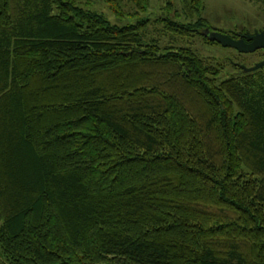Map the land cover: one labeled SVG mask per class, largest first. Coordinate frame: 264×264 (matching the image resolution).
I'll use <instances>...</instances> for the list:
<instances>
[{
  "label": "trees",
  "instance_id": "trees-1",
  "mask_svg": "<svg viewBox=\"0 0 264 264\" xmlns=\"http://www.w3.org/2000/svg\"><path fill=\"white\" fill-rule=\"evenodd\" d=\"M183 3L0 0V264H264V66Z\"/></svg>",
  "mask_w": 264,
  "mask_h": 264
},
{
  "label": "rangeland",
  "instance_id": "rangeland-1",
  "mask_svg": "<svg viewBox=\"0 0 264 264\" xmlns=\"http://www.w3.org/2000/svg\"><path fill=\"white\" fill-rule=\"evenodd\" d=\"M81 1L83 7L103 13L112 22L117 24L134 23L139 19L147 17L156 20L160 17L170 16L172 19L181 20V16L177 17L174 12L178 11L181 13L184 6L183 0H151L150 8L146 12L134 14V6L132 4H127L126 9L131 14L124 17H117L104 0ZM169 1L172 2L174 7L171 12L165 8ZM204 2L205 9L203 16L209 21L213 28L219 31L234 35V33L253 34L256 31L264 29V0H204ZM169 39L170 38L164 36L161 44L163 46L169 44L167 43ZM177 44L191 47L214 65L223 64L225 68L222 70V78L237 71V69L233 67V63L235 62L253 66L256 62L264 59L263 51L257 54L255 52L240 53L234 48L223 47L218 44H207L199 34L192 37H178ZM0 260H3L1 256Z\"/></svg>",
  "mask_w": 264,
  "mask_h": 264
},
{
  "label": "water",
  "instance_id": "water-1",
  "mask_svg": "<svg viewBox=\"0 0 264 264\" xmlns=\"http://www.w3.org/2000/svg\"><path fill=\"white\" fill-rule=\"evenodd\" d=\"M202 33L211 41H215L223 47H230L236 49L240 53H254L257 50L264 49V29L256 31L255 33L242 34L239 38L211 28L203 29ZM239 67L240 72L246 73L255 71L264 66V59L256 62L253 66H247L241 63H234Z\"/></svg>",
  "mask_w": 264,
  "mask_h": 264
}]
</instances>
